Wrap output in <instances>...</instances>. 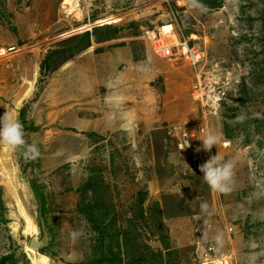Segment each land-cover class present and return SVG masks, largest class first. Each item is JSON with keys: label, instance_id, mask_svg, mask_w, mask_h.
I'll return each instance as SVG.
<instances>
[{"label": "rangeland", "instance_id": "374dc122", "mask_svg": "<svg viewBox=\"0 0 264 264\" xmlns=\"http://www.w3.org/2000/svg\"><path fill=\"white\" fill-rule=\"evenodd\" d=\"M261 4L221 0L200 10L189 0H0V49L15 47L0 54V117L18 118L41 152L27 160L0 143V264H98V231L82 211L93 200L91 177L103 181L104 204L118 216L105 230L122 243L124 260L104 264H127L125 250L136 257L137 249L145 264L149 254L160 264L159 252L164 264H264ZM106 24L120 28L114 39L44 68L63 41ZM162 43L176 62L156 54ZM175 125L190 129L203 164L214 155L234 163L230 192L212 190L200 170L187 168L193 150L178 148L169 133ZM209 131L219 143L205 151ZM41 204L55 234L42 251L29 249L41 237Z\"/></svg>", "mask_w": 264, "mask_h": 264}, {"label": "trees", "instance_id": "16d2710c", "mask_svg": "<svg viewBox=\"0 0 264 264\" xmlns=\"http://www.w3.org/2000/svg\"><path fill=\"white\" fill-rule=\"evenodd\" d=\"M262 1V7L264 10V0ZM199 3L204 5L207 8L217 9L221 5V0H199ZM120 28L117 26H113L112 24L101 25L99 27H95L92 32L87 31L81 35H77L74 37H70L69 39L63 41V45L56 50H52L47 54L43 66L44 68L48 69L49 64L52 63L51 58L59 59L61 56H64V63L76 56V54L88 49L93 42L102 43L106 41H110L115 38L117 34H119ZM101 36V37H100ZM76 42L75 44H73ZM55 62V61H54ZM57 64V63H56ZM61 64V61H60ZM89 187L92 194V203H83V213L87 215L89 223L93 227V229L98 231L96 235V244L93 247V255H94V262L98 264H104L105 262H119L121 263L124 259L121 257V249L122 243H116V237L112 234L108 236V232L105 229H109V225L106 219L112 220L111 223L117 220V214L114 209V205L110 204L108 207L104 204L103 200V188L106 187L103 181H97L91 177L89 180ZM100 188V189H96ZM105 189V188H104ZM0 203L1 205L4 203L2 197V191L0 190ZM157 208H160V205L157 203ZM109 209L111 212L109 213ZM106 222V223H105ZM111 225V224H110ZM118 234V233H117ZM121 247L120 251L118 248ZM133 246V245H132ZM168 250V248H165ZM127 254V260L129 263L127 264H145L147 255H144V252L141 250H135L136 257H134L130 252L125 250ZM157 256H160L158 259L160 264H164L163 260V253L159 252L156 253ZM149 263L150 264H157L155 261L152 262L150 260L149 254Z\"/></svg>", "mask_w": 264, "mask_h": 264}, {"label": "clouds", "instance_id": "9594fccd", "mask_svg": "<svg viewBox=\"0 0 264 264\" xmlns=\"http://www.w3.org/2000/svg\"><path fill=\"white\" fill-rule=\"evenodd\" d=\"M189 4L193 8L206 10L204 5L199 3V0H189ZM246 118V115L241 113L237 115L236 120L243 122ZM25 135L23 124L10 112L6 111L0 117V143L7 145L13 152H20L27 160H35L41 156L40 148L34 142L31 144L28 143ZM202 141L203 149L205 151H211L219 143V137L209 131L206 138L202 139ZM186 144L187 147L190 146L189 141H186ZM199 150L197 149V151ZM200 172L203 174L204 181L212 190L221 193H228L232 190L234 182V163L232 161L221 162L218 155L211 156L200 166ZM200 212L202 215H210L207 202H201ZM77 235L78 233H73V237Z\"/></svg>", "mask_w": 264, "mask_h": 264}, {"label": "built area", "instance_id": "2783aa9c", "mask_svg": "<svg viewBox=\"0 0 264 264\" xmlns=\"http://www.w3.org/2000/svg\"><path fill=\"white\" fill-rule=\"evenodd\" d=\"M163 32L166 35L171 36L170 33H172L173 31H162V32L160 31V36L163 34ZM173 33H175V32H173ZM158 35H159V33H158ZM152 36L156 39L157 36H156L155 31H152ZM181 45L184 46L183 51L185 53V51L187 50L185 47H188V46L186 43L185 44L181 43ZM13 50H15V47L2 48V49H0V54L4 55V54H7V52H10ZM155 52L159 57L165 58V60H167V61H169V60L175 61V62L177 61L176 54L173 53V49L170 45H168V43H162L161 45L156 46ZM165 52H166V54H165ZM194 127H195L194 128L195 130L197 129L196 132L202 131V129L200 130L199 124L195 125ZM169 128H170L169 133L172 135L173 138L178 140V148L181 151H189L191 149L193 150L192 153L190 155H188L189 161L187 163V168L190 171L200 170V166L203 164L202 149L198 148L200 150L197 151L196 149L192 148L191 142L193 140V135H192V132L190 131V129L186 126L180 127V125L179 126L175 125L173 127L170 126ZM186 141H189V144H190L189 147H187ZM231 230H232V228H230L229 231H231ZM212 264H223V263L221 261L216 260Z\"/></svg>", "mask_w": 264, "mask_h": 264}, {"label": "water", "instance_id": "95a60500", "mask_svg": "<svg viewBox=\"0 0 264 264\" xmlns=\"http://www.w3.org/2000/svg\"><path fill=\"white\" fill-rule=\"evenodd\" d=\"M44 205L41 204L39 215L41 218V237H32L29 242V249L32 250H46L53 244L55 234L52 229L46 224L44 216Z\"/></svg>", "mask_w": 264, "mask_h": 264}, {"label": "bare ground", "instance_id": "6f19581e", "mask_svg": "<svg viewBox=\"0 0 264 264\" xmlns=\"http://www.w3.org/2000/svg\"><path fill=\"white\" fill-rule=\"evenodd\" d=\"M170 43H171V42H170ZM170 43H169L168 45H171ZM163 54H164V53H163ZM165 54H166V52H165ZM169 61H171V60H169ZM42 259H47V258H46V256L42 255Z\"/></svg>", "mask_w": 264, "mask_h": 264}, {"label": "crops", "instance_id": "0c3cea01", "mask_svg": "<svg viewBox=\"0 0 264 264\" xmlns=\"http://www.w3.org/2000/svg\"><path fill=\"white\" fill-rule=\"evenodd\" d=\"M92 129H93V127H92Z\"/></svg>", "mask_w": 264, "mask_h": 264}]
</instances>
